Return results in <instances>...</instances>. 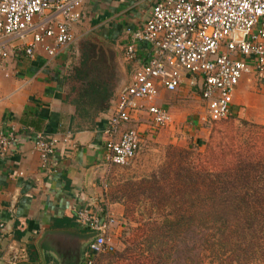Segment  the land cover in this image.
Instances as JSON below:
<instances>
[{
    "label": "built area",
    "instance_id": "2783aa9c",
    "mask_svg": "<svg viewBox=\"0 0 264 264\" xmlns=\"http://www.w3.org/2000/svg\"><path fill=\"white\" fill-rule=\"evenodd\" d=\"M81 3L0 0V59L14 51L32 58L36 46L48 57L66 49L73 40L72 25L81 19ZM126 32L130 39L123 58L130 70L101 132L100 160L106 167L125 166L137 154V131L123 126L132 113L145 111L156 128L171 122L169 112L151 102L160 87L167 92L183 84L196 89L208 119L214 122L230 114L234 88L244 75L264 74V0H153L143 23ZM142 44L147 55L140 61ZM15 140L12 129L0 132V155ZM70 140V132H65L61 141ZM58 141L52 135L35 134L33 147L43 166ZM74 222L95 234L82 259V264H93L103 252L115 218L108 211L97 215L80 207Z\"/></svg>",
    "mask_w": 264,
    "mask_h": 264
},
{
    "label": "crops",
    "instance_id": "0c3cea01",
    "mask_svg": "<svg viewBox=\"0 0 264 264\" xmlns=\"http://www.w3.org/2000/svg\"><path fill=\"white\" fill-rule=\"evenodd\" d=\"M152 1L82 0L80 20L87 16L90 23L99 24L96 33L101 40L119 44L120 50L113 54L126 72L122 85L130 70L123 58L124 45L130 39L126 31L143 23ZM80 20L71 27L73 40ZM146 48L143 44L138 47L140 61L147 55ZM33 53L28 58L14 51L0 59V132L12 129L16 139L8 152L0 155V264H82L92 237L74 222L75 210L86 207L97 215L108 211L115 218L122 214L121 205L106 197L103 173L108 167L100 160L102 128L122 85L113 89L105 113L77 126L72 104L75 84L69 80L76 63L71 62L70 47L53 57L38 46ZM180 87L182 92L192 90L184 84ZM166 93L173 92L160 87L157 95L164 101ZM142 114L132 113L125 126L136 129L139 144V128L131 123ZM37 132L60 140L45 166L33 147ZM65 132L71 134L67 143L61 141Z\"/></svg>",
    "mask_w": 264,
    "mask_h": 264
},
{
    "label": "trees",
    "instance_id": "16d2710c",
    "mask_svg": "<svg viewBox=\"0 0 264 264\" xmlns=\"http://www.w3.org/2000/svg\"><path fill=\"white\" fill-rule=\"evenodd\" d=\"M113 60L110 49L90 39L82 42L69 77L75 84L72 104L77 126L108 110ZM256 135L250 132L252 142L242 144L218 142L217 149L197 154V159L186 149L167 146L154 169L126 186L130 196L144 205L141 220L122 238L123 249L104 258L118 264H166L182 233L186 239L194 238V264H202L199 255L205 253L217 264L233 260L241 264L252 254L263 256L264 144L254 146Z\"/></svg>",
    "mask_w": 264,
    "mask_h": 264
},
{
    "label": "rangeland",
    "instance_id": "374dc122",
    "mask_svg": "<svg viewBox=\"0 0 264 264\" xmlns=\"http://www.w3.org/2000/svg\"><path fill=\"white\" fill-rule=\"evenodd\" d=\"M85 18L80 20V24L78 23L80 29L75 32V39L69 45L71 62L76 63L73 66L71 64L72 68L77 65L80 46L87 39L100 43L103 48L110 49L114 53L120 50L119 44L115 40H112L113 45L111 42L101 40L96 33L99 24L90 23V20ZM83 21H85V25ZM79 33H81L80 36H78ZM116 57L109 69L114 89L126 80V72L121 69L120 59ZM241 80L242 78L232 94V99L238 98L234 101V107L231 106L230 115L218 121L213 122L208 119L199 93L194 88L186 93L182 92L179 87L173 93H166L164 101L159 95L151 100L154 105L162 107L170 114L171 122L163 127H154L145 111H136L145 113L135 116L131 123L137 130L139 128L138 132L140 133L141 141L137 154L127 165L111 166L103 173L105 184L103 189H105L106 197L109 201H115L121 205L122 214L120 217H114L113 231H110L103 252L96 257L95 264H118L109 257L105 259L104 255L113 254V252L123 249L122 238L127 236L130 227L135 226V221L140 223L139 212L143 210L144 206L142 201L138 200L137 202L130 196L131 192L126 189V186L129 182L138 180L154 169L162 161L167 146L186 149L193 154L194 159H197V154L204 155L207 151L209 153L211 148L217 149L218 142L220 144L230 141L232 144L252 142L247 137L250 132L256 133L258 137H253L255 139L254 146L260 148L264 144L261 139V136L264 137V130L251 127V125L264 127V74L252 73ZM123 126L125 127L126 124ZM131 216H134L135 219H131ZM182 235L181 239H177L175 242L171 250L172 253L167 256L166 264H194L195 249L191 250L194 238L186 239L187 236ZM185 256L192 260L185 261ZM199 258L202 264H217L216 261L210 259L207 253L203 257L199 255ZM231 263L236 264V260ZM241 264H264V255L252 254L246 263Z\"/></svg>",
    "mask_w": 264,
    "mask_h": 264
},
{
    "label": "water",
    "instance_id": "95a60500",
    "mask_svg": "<svg viewBox=\"0 0 264 264\" xmlns=\"http://www.w3.org/2000/svg\"><path fill=\"white\" fill-rule=\"evenodd\" d=\"M89 235H90L91 237H93L95 234H94V232H90Z\"/></svg>",
    "mask_w": 264,
    "mask_h": 264
}]
</instances>
